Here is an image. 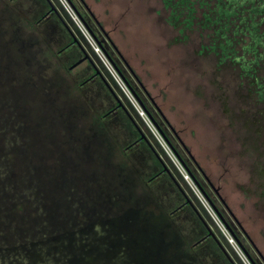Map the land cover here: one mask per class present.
Returning a JSON list of instances; mask_svg holds the SVG:
<instances>
[{"label": "rangeland", "instance_id": "rangeland-1", "mask_svg": "<svg viewBox=\"0 0 264 264\" xmlns=\"http://www.w3.org/2000/svg\"><path fill=\"white\" fill-rule=\"evenodd\" d=\"M64 1L0 0V264H264V0Z\"/></svg>", "mask_w": 264, "mask_h": 264}, {"label": "trees", "instance_id": "trees-1", "mask_svg": "<svg viewBox=\"0 0 264 264\" xmlns=\"http://www.w3.org/2000/svg\"><path fill=\"white\" fill-rule=\"evenodd\" d=\"M236 0H225V4H224V6L223 5H221V4H218V15H220L221 16V18H223V21L225 22V24H227L228 22H230L231 20H229L230 19V17L231 16H233L234 14H235V10H236V8L238 7L237 6V3L235 2ZM50 10H52V9H50ZM46 14V13H45ZM95 38H96V36H94ZM75 41V40H74ZM69 44H66L65 46H64V48L66 47V46H68ZM101 47H103V45L101 44ZM117 71L122 75V76H125V75H123V72L121 71V69H119V68H117ZM96 73V72H95ZM94 75V74H93ZM93 75L91 76H89V78L91 79L92 77H93ZM97 75V74H96ZM88 78V79H89ZM117 106H119V105H117ZM123 108V107H122ZM115 109V106H113L112 107V110H114ZM126 113V112H125ZM126 116H128L127 115V113H126ZM129 117V116H128ZM129 120V119H128ZM132 125H130V127H131ZM134 131H136V129L132 126L131 127ZM159 128V130L162 132V134H163V136L165 137V139L169 142V145L176 151V148H174L175 146L172 144V142L170 141V139L168 138V136L166 135V133L165 132H163L162 130H161V127L159 126L158 127ZM137 132V131H136ZM141 138H145L144 136H142V137H140V135L139 134H137L136 136H135V138L132 140V143H137L138 142V140L140 139L141 140ZM145 143H147V140H145ZM176 153L178 154V152L176 151ZM121 165V164H120ZM120 168V167H119ZM187 170L189 171V173H190V175H191V177L194 179V180H196L198 183H199V186H200V188L202 189V190H204V187L202 186V184L199 182V180H198V178L196 177V175H195V173H194V171L192 170V168L191 167H187ZM161 171H165V168L164 167H162V170H158V171H156L153 175H152V177H156L157 175H159V173L161 172ZM152 177H150V178H148V182H150V180H151V178ZM205 191V194L207 193L206 192V190H204ZM207 195H208V193H207ZM206 196V195H205ZM209 196V195H208ZM208 196H206L207 198H208ZM209 199V201H210V203L212 204V205H214L213 204V202L210 200V198H208ZM184 202H185V204H187V203H189V201L188 200H186V198L184 199ZM181 205H183V204H181ZM191 206V205H190ZM177 207H179V206H177ZM216 207V206H215ZM217 213H218V215L221 217V219L226 223V224H228L229 225V230H230V232H231V234L233 235V237L236 239V241L237 242H239V244L241 245V247L244 249V247H243V245H242V243H241V241H240V238L238 237V234L236 233V230L234 229V227H232L226 220H225V218L223 217V215H222V213L219 211V209L217 208ZM167 223H168V220H167ZM215 224V223H214ZM215 227H216V229H217V231L219 232V234L222 236V238L229 244V242L227 241V239L225 238V236L222 234V232L220 231V229L218 228V226L215 224ZM210 235H211V232H210V229L208 228V227H205V234H204V236L201 238V239H203V241L206 239V237H210ZM159 238L158 239H162V238H164V236H161L160 234H159ZM230 245V244H229ZM221 248V247H220ZM249 256V255H248ZM250 257V256H249ZM252 257V256H251ZM250 260L253 262V264H256V262H254L251 258H250ZM229 261V263L228 264H232L231 263V261L230 260H228ZM240 261V263L241 264H243V262L241 261V260H239ZM163 264H166V263H163Z\"/></svg>", "mask_w": 264, "mask_h": 264}, {"label": "water", "instance_id": "water-1", "mask_svg": "<svg viewBox=\"0 0 264 264\" xmlns=\"http://www.w3.org/2000/svg\"><path fill=\"white\" fill-rule=\"evenodd\" d=\"M50 2H51V0H50ZM52 9L54 8V5H53V3H52V7H51ZM90 32L91 33H94L92 30H90ZM98 42V41H97ZM98 44L100 45V47H101V43L100 42H98ZM101 49L103 50V52L106 54V56H108V58L111 60V62H112V64L115 66V68L117 69L118 67H117V65L114 63V61L112 60V58L110 57V55H109V53L107 52V50L104 48V47H101ZM87 56V54L86 55H84V56H82L77 62H75L74 63V65L75 64H77V63H79L81 60H83L85 57ZM97 71V70H96ZM120 74V73H119ZM122 80L125 82V84H126V86H127V88H129L130 90H131V92H132V94L137 98V100H138V102H139V104L143 107V108H145V105H144V102L142 101V99L139 97V95L137 94V92L135 91V89L131 86V84H130V82H129V80L125 77V76H122ZM119 101V100H118ZM119 105H121V102L119 101ZM146 109V108H145ZM146 112H147V114L150 116V118L155 122V124L159 127V125L156 123V121L153 119V117L151 116V114L149 113V111L146 109ZM143 135V134H142ZM144 136V135H143ZM193 179V178H192ZM195 182H196V184L199 186V183L195 180ZM199 188H200V186H199ZM201 189V188H200ZM202 190V189H201ZM202 192H203V194L204 195H206V196H208L207 195V193L205 194V191L204 190H202ZM208 198H209V196H208ZM207 198V199H208ZM209 200V199H208ZM211 200V199H210ZM210 202V201H209ZM214 204V203H213ZM212 205V204H211ZM213 206V208L217 211V207H215V205H212ZM226 225V227H228L229 228V225L228 224H225ZM210 232H211V230H210ZM245 249V248H244ZM246 250V249H245ZM246 252H247V254L250 256V258L254 261V259L251 257V255L249 254V252L246 250ZM255 262V261H254Z\"/></svg>", "mask_w": 264, "mask_h": 264}, {"label": "built area", "instance_id": "built-area-1", "mask_svg": "<svg viewBox=\"0 0 264 264\" xmlns=\"http://www.w3.org/2000/svg\"><path fill=\"white\" fill-rule=\"evenodd\" d=\"M64 3H65V1L64 0H62ZM66 4V3H65ZM74 13V12H73ZM78 25L80 26V24L78 23ZM80 28V27H79ZM81 29V28H80ZM86 32H83V34L85 35L86 33H88L87 32V30H85ZM89 31V30H88ZM90 32V31H89ZM91 33V32H90ZM93 36V35H92ZM87 37L88 38V41H89V43L92 45V47L94 48V50L96 51V52H98V51H100V52H103L102 50H100L101 49V47H100V45L98 44V42H97V40H95V38L94 37ZM99 53V52H98ZM100 54V53H99ZM103 60V59H102ZM104 61V60H103ZM104 63H105V61H104ZM106 64V63H105ZM110 65V64H109ZM106 66H107V64H106ZM107 68L109 69V71L111 72V74L115 77V79H116V82L119 84V86L123 89V86H122V84L120 83V81H119V77H118V75L115 73L114 74V72L110 69V67H108L107 66ZM118 77V78H117ZM125 84V83H124ZM125 87H126V84H125ZM142 111V110H141ZM139 112H140V110H139ZM143 112V111H142ZM142 112H140V113H142ZM182 173V176L183 177H185V178H189V179H191L190 177H189V175L188 174H184L183 172H181ZM210 207V206H209ZM218 223V222H217ZM218 228L220 229V231L222 232V234L225 236V238L229 241V243L233 246V247H235L236 246V242H235V240H234V237L233 236H231V235H229V233L227 232L228 230L225 228V226H223V227H221L220 226V224L218 225ZM229 229V228H228ZM227 233V234H226Z\"/></svg>", "mask_w": 264, "mask_h": 264}, {"label": "flooded vegetation", "instance_id": "flooded-vegetation-1", "mask_svg": "<svg viewBox=\"0 0 264 264\" xmlns=\"http://www.w3.org/2000/svg\"><path fill=\"white\" fill-rule=\"evenodd\" d=\"M52 9V8H51ZM94 32V31H93ZM98 37V36H97ZM197 177V176H196ZM215 205V204H214Z\"/></svg>", "mask_w": 264, "mask_h": 264}]
</instances>
